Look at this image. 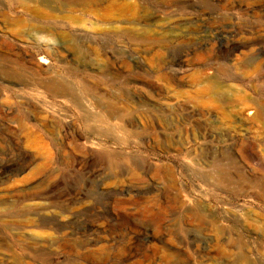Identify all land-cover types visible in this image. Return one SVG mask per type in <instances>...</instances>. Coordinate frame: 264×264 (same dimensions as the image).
<instances>
[{
    "label": "rangeland",
    "instance_id": "rangeland-1",
    "mask_svg": "<svg viewBox=\"0 0 264 264\" xmlns=\"http://www.w3.org/2000/svg\"><path fill=\"white\" fill-rule=\"evenodd\" d=\"M98 254L264 264V0H0V264Z\"/></svg>",
    "mask_w": 264,
    "mask_h": 264
},
{
    "label": "bare ground",
    "instance_id": "bare-ground-1",
    "mask_svg": "<svg viewBox=\"0 0 264 264\" xmlns=\"http://www.w3.org/2000/svg\"><path fill=\"white\" fill-rule=\"evenodd\" d=\"M41 63H43V62H41ZM35 86V85H34ZM42 87H44L46 90H48V91H52V92H57V93H59L61 96L62 95H64L63 94V87L64 86H60V85H58L57 83H55V82H53V81H48L47 83H43L42 84ZM97 106L99 107V109L101 110V111H103V110H105L106 109V107L105 106H103L101 103H97ZM109 115V114H108ZM111 115H112V113H111ZM110 115V116H111ZM114 117L113 116H111V117H109V119H113ZM211 166L212 167H217V166H219L218 165V163H211ZM39 186V185H38ZM37 186V187H38ZM98 261H100V263L99 264H103V263H106L107 262V264H108V259L107 258H104V257H101V254L99 255L98 254Z\"/></svg>",
    "mask_w": 264,
    "mask_h": 264
}]
</instances>
